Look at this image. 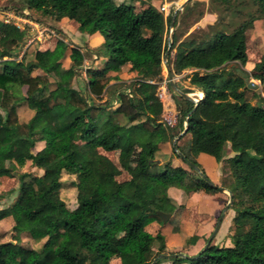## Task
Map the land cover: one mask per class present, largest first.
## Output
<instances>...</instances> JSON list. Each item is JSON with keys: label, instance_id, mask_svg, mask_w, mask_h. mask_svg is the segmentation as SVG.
<instances>
[{"label": "trees", "instance_id": "obj_1", "mask_svg": "<svg viewBox=\"0 0 264 264\" xmlns=\"http://www.w3.org/2000/svg\"><path fill=\"white\" fill-rule=\"evenodd\" d=\"M211 2L218 7L215 19L195 26L205 14V3L199 0L186 3L179 21V12L173 20L174 3L166 15L160 10L163 0H138L136 4L20 0L16 9L27 8L41 16L39 20L52 17L56 22H72L89 35L103 34L109 69L94 72L89 66L83 91L69 80L55 82L54 88L49 84L54 72L62 70L64 58H69V70L75 75L86 59H97V52L84 39L81 46L72 47L56 39L52 47L37 49L31 59L17 61L11 58L24 44L27 32L0 20V176H13L28 161L42 170L39 175L16 173L15 199L0 209V220L11 215L19 221L45 205L54 210L46 229H28L31 236L44 238L41 247L20 244L22 229L14 226L12 239L0 242V264H91L89 254L103 264H110L113 256L122 264H151V247L141 233L152 220L160 223L153 239L155 256L167 254L157 212L169 213L166 204L171 188L211 194L222 193L220 188L228 190L234 212L230 245L210 242L194 254L168 253L177 255L160 258L155 264H264V96L245 80L254 78L264 84V54L250 70L244 68L249 31L264 21V0ZM171 22L175 28L168 47ZM167 50L168 54L175 51L173 59L167 56L171 72L192 70L182 91L201 93L195 104L167 83L176 111L172 126L163 119L158 96ZM113 67L123 69L129 80L105 99L110 82L122 78L109 73ZM22 87V98L33 107L26 122H19L16 113ZM185 122L186 131L175 145L206 177L204 167L181 148L186 136L192 135L197 152L222 163L223 175L213 185L173 147L172 156L163 155L166 159L160 161L157 135L164 133L165 139H171L182 132ZM37 143L42 146L33 151ZM99 149L118 151L117 162ZM7 161L15 165L9 167ZM64 175L72 176L70 183L76 191L72 209L60 195ZM215 204L213 211L220 207ZM113 228L121 232L120 237L109 238ZM200 237V233H191L186 243L195 246Z\"/></svg>", "mask_w": 264, "mask_h": 264}, {"label": "rangeland", "instance_id": "obj_2", "mask_svg": "<svg viewBox=\"0 0 264 264\" xmlns=\"http://www.w3.org/2000/svg\"><path fill=\"white\" fill-rule=\"evenodd\" d=\"M182 0L180 3H182ZM205 3V14L208 13L212 17L217 15L218 7L211 0H199ZM116 4L126 3V4H136L138 0H114ZM20 0H0V20H3L7 23H12L17 25L20 29H25L27 32L25 42L22 47L17 51V55L12 57L13 60H29L33 57L34 52L39 48H48L54 45L56 39H62L67 41L68 46L72 47L74 45H82L83 37H80V34H76L74 30L77 29L76 25L72 22H56L52 17H46L44 20H39L42 18L32 11H29L27 8L16 9L20 7ZM14 6V8H13ZM210 16V17H211ZM214 17V19H215ZM78 30V29H77ZM61 31L64 35H60ZM85 33L87 32H79ZM92 41H94V49L97 52L98 58L91 60L90 58L84 61L82 69L79 71L78 75H75L69 70V58L66 57L62 60V70L55 71L53 77L50 79V88L55 87V82L57 81H66L69 80L71 85L80 90H84V82L86 79V69L90 68L94 72H99L101 70L109 69V56L105 50V41L104 36L100 32H96L92 36ZM69 54V49L67 51V56ZM247 54L248 62L244 66L245 69L250 70L252 66L259 61L262 54H264V21L258 22L253 29L249 31L248 34V43H247ZM165 66L163 64V71H165ZM111 74L121 75V80H112L110 85L104 92V98L108 99L112 94L115 88L125 84V81L129 80L126 72L121 69L117 70L115 67L111 70ZM36 72H33L35 74ZM191 75H189V78ZM165 79V78H164ZM125 80V81H124ZM249 81L256 85L261 94L264 96V84H260L258 80L254 78H249ZM161 87L158 88V94L161 93L160 100L163 105V119L167 125L166 119L169 117L170 113L176 114L175 111H171V102H169V91L164 92ZM19 101L16 105V113L18 115L19 122H26L30 119L33 114V107L31 103L23 99L25 95V87H22L18 91ZM200 96V95H199ZM199 96L193 95V97L198 98ZM192 97V96H191ZM164 133L157 135L156 143L159 144V157L160 161L165 160L166 158L163 155H170L172 146V138L165 139ZM177 141V140H176ZM175 141V143H176ZM42 146L41 143H37L33 148V151L38 150ZM185 154L196 161L201 166L204 167L206 175L211 183L218 182L220 177L223 175L221 173V162H217L214 158L210 156L197 152L193 147L192 135L189 134L185 137L181 146ZM99 152L113 162H117L119 153L118 151H104L99 149ZM176 161L187 167L186 164L181 161L179 158ZM6 165L11 167L14 164L13 161H7ZM17 172H27L30 174H42V170L38 169L26 162V164L17 168L13 176H0V209L7 207L15 199L17 193ZM64 184L61 188L60 195L65 201L66 205L72 209L76 205V191L75 188L71 185L70 181L72 176L64 175ZM222 193H208L205 191L185 193L182 190L171 188L168 191V201L166 204L167 210L169 211V217L163 223L162 232L166 238V247L167 254L171 252H184L187 251L190 254H194L202 246L206 244L207 241L204 239L206 236H210L217 219L222 213L223 209L229 202V192L226 189H220ZM220 205L216 211H213L212 207L214 205ZM210 215L212 217L210 218ZM54 210L49 206L45 205L39 212L33 214H26L19 221L15 220L11 215L0 220V242L12 239V236L15 235L16 230L14 226L22 229L19 240L20 244L26 247L39 249L44 242V238H35L28 233V229L32 228L35 231L44 230L47 228L48 223L53 219ZM234 216V212L230 207L225 210L223 218L221 220L220 226L212 238L211 242L219 246H228L230 245L229 240V227L231 219ZM210 218V220H209ZM209 220V221H207ZM160 223L155 220L147 225L143 232L141 233V238L146 244H150L151 251L149 253V258H155L156 246L157 243L153 241L155 233L159 228ZM200 233L203 238L200 237L198 244L195 246L188 245L186 243L187 236L191 233ZM121 236V232L117 229H111L109 233V238H118ZM208 236V237H209ZM155 256V257H154ZM191 256V255H188ZM87 258L91 260V264H103L102 261L95 255L89 254ZM152 259V260H153ZM123 262L113 256L111 258L110 264H122ZM129 263V261H125ZM160 264H170L168 261L161 262Z\"/></svg>", "mask_w": 264, "mask_h": 264}, {"label": "water", "instance_id": "obj_3", "mask_svg": "<svg viewBox=\"0 0 264 264\" xmlns=\"http://www.w3.org/2000/svg\"><path fill=\"white\" fill-rule=\"evenodd\" d=\"M188 1H189V0H184V1L179 5V7H177V8L175 9V11H174V13H173V20H174V18L176 17V15H177L178 12H179V13H178V15H177V18H179L180 11L183 10V8L185 7V5H186V3H187ZM170 25L173 26V22H171ZM170 38H171V33L168 34V40H169V41H168V46H170V41H171ZM166 57H167V51L163 54L162 62H163L164 66H165V69H166L167 78H168V83H169L170 88H171L173 91H175V92H177L178 94H180V95H181L182 97H184L185 99H188V100H190V101H193V102L196 104V103H197V100H194V99L191 97V95H190L189 93H185V92H183V91L180 89V85H179V83H176V84L174 83V81H173V77H172V73H171L169 67L166 65ZM238 71H240V70L238 69ZM245 80H246V82H247V86H248L249 88H256V85H254L252 82H250V81H249V78H246ZM186 125H187V122H185V126H184L182 132L179 133L177 136H175V137L172 138V146H173V149H174V150H175V151H176V152H177L182 158H184V159H185V162H186L190 167H192L193 169H195V170L201 175V177L205 179V181H207L210 185H213V184L211 183V181H210V180H209L204 174L201 173L200 169H199V168H198L193 162H191L190 160L186 159V158L181 154V152L178 150V148H177L176 145H175V141H176V140H177V139H178V138H179V137H180V136L186 131ZM220 189L222 190L223 188H220ZM231 202H232V197H231V195H230V193H229V202H228V204L225 206V208L223 209V211H222V213L220 214L219 218L217 219L216 225H215V227H214V229H213L211 235L209 236V238H208V240H207L205 246L203 247V249H205V247L211 242L212 238H213L214 235L216 234V232H217V230H218V228H219V226H220L221 220H222V218H223L224 212H225V210H227V209L230 207ZM157 214L160 216L162 222H165L166 219H167V218L169 217V215H170L169 213H164V212H162V211H158ZM176 255H177V254H166V253H160V254H158V255L152 260L151 264H155L156 261H157L158 259H160V258H169V257L176 256ZM180 255H181V256H184V257H187V258H190V257L195 258V257L197 256V255H194V256H188V255H183V254H180Z\"/></svg>", "mask_w": 264, "mask_h": 264}, {"label": "crops", "instance_id": "obj_4", "mask_svg": "<svg viewBox=\"0 0 264 264\" xmlns=\"http://www.w3.org/2000/svg\"><path fill=\"white\" fill-rule=\"evenodd\" d=\"M182 0H163V3H166L167 5H168V9H169V5L170 4H172V3H174L175 5H176V8L177 7H179V5L181 4L180 2H181ZM168 13V12H167ZM167 13H165V14H167ZM211 15H209L208 13H206V14H204V16L201 18V20L195 25V26H205L206 24H208V23H211L213 20H214V17L215 16H211ZM179 17H180V15H179ZM178 21H179V18H178ZM64 22V21H63ZM62 23V22H61ZM174 26H171V25H169V29H168V33H167V44H168V34L169 33H171V38H172V32H173V30H174ZM192 29V28H191ZM74 32L76 33V34H80L79 36L80 37H83V39L87 42V44H88V47L90 48V49H92V50H94L95 51V49H94V45H95V43H94V41H92V36H93V34L92 35H87L86 36V34L85 33H79V32H84V30H74ZM171 38H170V40H171ZM171 42V41H170ZM169 47V46H168ZM169 55V58L170 59H173L174 58V55H175V51L173 50L172 52H170L169 54H168V50H167V56ZM98 58V57H97ZM96 60V59H95ZM95 60H94V63L93 64H95ZM166 65H167V57H166ZM168 66V65H167ZM191 69H187V70H184V71H182L181 73H178V74H175V73H173V72H171L172 73V77H173V81H174V83L176 84V83H179V85H180V89L182 90V88H184V87H187V81L190 79L189 78V75H191ZM112 71H109V73H111ZM163 73H164V76H165V79L164 80H167V83H168V78H167V73H166V70L165 71H163ZM169 84V83H168ZM189 94L191 95V96H193V95H196V94H198V95H200L201 93L199 92V91H191V92H189ZM168 100H169V102H171V111H175V104H174V102H173V99H172V96H171V94H170V92H169V97H168ZM175 113H176V111H175Z\"/></svg>", "mask_w": 264, "mask_h": 264}, {"label": "built area", "instance_id": "obj_5", "mask_svg": "<svg viewBox=\"0 0 264 264\" xmlns=\"http://www.w3.org/2000/svg\"><path fill=\"white\" fill-rule=\"evenodd\" d=\"M160 10L164 13V15H166L165 13L168 12V5L166 3H163L160 7ZM17 26V25H16ZM18 27V26H17ZM19 28V27H18ZM159 87H161L163 90V93L164 92H168V87H167V80H163L160 84H159ZM159 97H161V93L158 94ZM196 96H199L198 94H196ZM192 98L194 100H197L196 97H193ZM166 122L169 124V125H174L176 123V114L174 115L173 113H170L169 117L166 119Z\"/></svg>", "mask_w": 264, "mask_h": 264}]
</instances>
